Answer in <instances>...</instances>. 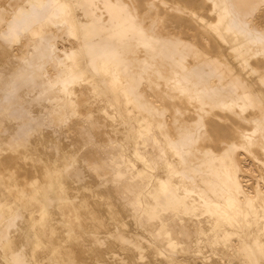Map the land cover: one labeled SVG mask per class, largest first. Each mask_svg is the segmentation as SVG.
I'll return each mask as SVG.
<instances>
[{
  "label": "bare ground",
  "instance_id": "obj_1",
  "mask_svg": "<svg viewBox=\"0 0 264 264\" xmlns=\"http://www.w3.org/2000/svg\"><path fill=\"white\" fill-rule=\"evenodd\" d=\"M0 264H264V0H0Z\"/></svg>",
  "mask_w": 264,
  "mask_h": 264
}]
</instances>
